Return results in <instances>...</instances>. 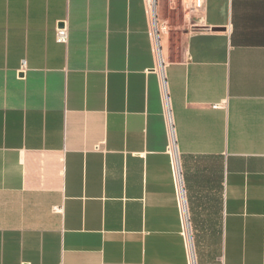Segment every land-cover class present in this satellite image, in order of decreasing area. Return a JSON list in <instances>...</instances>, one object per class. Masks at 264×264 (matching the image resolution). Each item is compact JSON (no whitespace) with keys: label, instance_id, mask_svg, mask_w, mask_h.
Returning a JSON list of instances; mask_svg holds the SVG:
<instances>
[{"label":"crops","instance_id":"crops-1","mask_svg":"<svg viewBox=\"0 0 264 264\" xmlns=\"http://www.w3.org/2000/svg\"><path fill=\"white\" fill-rule=\"evenodd\" d=\"M157 16L196 264H264V0ZM168 142L144 0H0V264H188Z\"/></svg>","mask_w":264,"mask_h":264},{"label":"built area","instance_id":"built-area-1","mask_svg":"<svg viewBox=\"0 0 264 264\" xmlns=\"http://www.w3.org/2000/svg\"><path fill=\"white\" fill-rule=\"evenodd\" d=\"M146 15L149 22L150 33L153 40V49L157 58V66L161 74V91L162 98L164 102V116L166 120L169 142L167 147V152L171 159L175 186H176V197L178 202V207L180 210L182 229L181 234L184 239L185 249L187 253L188 264H196V258L193 248L192 230L190 227V222L188 218L187 207L184 199L182 177L180 170V157L176 147V140L174 136V127L171 116V111L168 103V96L166 90V84L163 76L164 61L160 54V43L161 37L169 32V27L166 23L160 22L157 16V0H144ZM181 7L184 13L185 19H190L195 17L197 13L202 9V0H181ZM69 37V29L66 23H62V27H57L56 29V41L57 43L66 45ZM25 71V62L22 63L20 72ZM216 106H214L215 108Z\"/></svg>","mask_w":264,"mask_h":264}]
</instances>
